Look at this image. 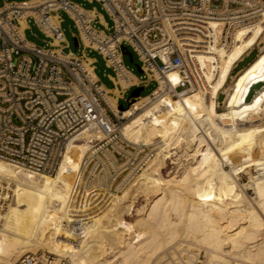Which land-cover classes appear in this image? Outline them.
<instances>
[{"label":"bare ground","instance_id":"bare-ground-1","mask_svg":"<svg viewBox=\"0 0 264 264\" xmlns=\"http://www.w3.org/2000/svg\"><path fill=\"white\" fill-rule=\"evenodd\" d=\"M210 24L213 38L197 64L205 90L171 91L145 106L141 96L121 110L122 134L155 150L132 181L110 190L77 180L99 132L75 135L51 175L0 159V264L29 252L57 264H264V87L244 102L248 84L264 78V52L231 77L224 108H216L233 64L262 41L264 8L228 48L217 46ZM125 73L122 86L137 81ZM166 77L176 83L179 75ZM155 78L157 93L167 80ZM104 98L120 110L114 96Z\"/></svg>","mask_w":264,"mask_h":264},{"label":"built area","instance_id":"built-area-1","mask_svg":"<svg viewBox=\"0 0 264 264\" xmlns=\"http://www.w3.org/2000/svg\"><path fill=\"white\" fill-rule=\"evenodd\" d=\"M87 1L101 5L112 21L111 26L94 7L85 8L75 0H2L0 159L28 171L51 175L75 135L99 132L101 138L92 140L77 180L115 190L119 184L132 181L155 152L152 145L132 142L122 134L126 119L121 110L141 96L147 97L142 103L145 106L163 101L171 91L180 94L205 90L197 64L198 56L207 50L213 38L215 29L210 23L217 24V46L228 48L238 28L258 19L264 0ZM61 12L75 27L72 35L80 53L64 52L69 43L64 36ZM97 21L103 28L95 25ZM30 23L47 39L46 46L25 37ZM122 45L129 46L136 55L142 76L124 64ZM257 49L259 53L264 51V45ZM87 50L100 54L105 67L111 70L107 74L111 88L102 84L94 72L96 59L90 57V61ZM88 67L96 79H92ZM126 70L137 81L124 87L119 77L128 78ZM171 70L179 75L176 83L166 77ZM155 73L167 80L157 93L159 81ZM150 82L156 83L150 92L129 96L127 105L119 108V99H124L129 89L144 88ZM104 94L116 98L118 112L108 105ZM14 264L57 262L43 252L27 253Z\"/></svg>","mask_w":264,"mask_h":264},{"label":"rangeland","instance_id":"rangeland-1","mask_svg":"<svg viewBox=\"0 0 264 264\" xmlns=\"http://www.w3.org/2000/svg\"><path fill=\"white\" fill-rule=\"evenodd\" d=\"M75 1L77 3H79V4H81L85 8L94 7L97 10L98 13L102 14V16H103L105 22L107 23V25L111 26L112 21H111L110 17L106 14V12L102 9L101 5L98 2H96V1L89 2L87 0H75ZM1 3H2V0H0V4ZM61 16L64 19V21L62 23V27L64 29V36H65L66 40L69 43V45H68L69 48H65L64 52H68L70 50V51L75 52V53H80V49L75 47V45H74V40H73V35L72 34L75 32V27L73 26L72 21L68 18V16L64 12H61ZM95 25L103 28V26L100 25L98 23V21L95 23ZM109 30H111V27L109 28ZM25 37L28 40H31V41L35 42L36 44L46 46L47 39H45L43 34L34 25H32L31 23H30V27L25 30ZM127 48H128L129 51H131V48L129 46H127ZM86 53H87V55L89 57H93V58L96 59L94 72L99 77V79L102 82V84H104L107 88H111L112 87V83L110 82V80L107 77V74H111V70L109 68L105 67V64H104V61H103L101 55L98 54L95 51H92V50H90V51L87 50ZM132 55H133V62H129L127 56H124V64L127 65L128 68L131 69L134 74H136L137 76H142V73H140L135 67V63H138L137 57H136V55L134 53H132ZM253 58H254V53L243 64H241V66L246 64L247 61H251ZM155 85H156L155 82L148 83L147 86L144 87L141 90L140 95L147 94L148 92H150L155 87ZM232 86H233V83L231 81V83H229L228 87L225 89V92L227 94H229V91H230ZM260 87H261L260 84H255L254 85V87L251 89V93H250V95L248 97V100L251 99V97L255 93V90L259 89ZM132 89L133 88L129 89L126 92V94L124 95V99H119L118 104L123 105L124 107L127 105L126 99L130 96V93H131ZM219 98H221V97H219ZM222 109L223 108H220L219 110H222ZM166 163H167L168 166H166L163 169L165 173H166L167 170L170 171L172 169V166H173V165L169 164V159L166 160ZM244 180H246L245 175L242 176L241 181H244ZM61 181H63V179H61ZM250 191L251 190H249L248 193L251 195L252 191L251 192ZM140 203H143L142 198L140 199ZM38 253H40V252H38ZM51 256L53 257V255H51Z\"/></svg>","mask_w":264,"mask_h":264},{"label":"crops","instance_id":"crops-1","mask_svg":"<svg viewBox=\"0 0 264 264\" xmlns=\"http://www.w3.org/2000/svg\"><path fill=\"white\" fill-rule=\"evenodd\" d=\"M261 37H262L261 38L262 41L261 40L258 41V43H259L258 46H256V47L254 46V48L249 49L245 54L242 55V57H240L233 64V66L231 68L232 71H230L231 73H230L229 77L227 78L226 84L231 83V81H232L231 77L233 75L236 76L238 73L245 71L248 68V66L250 65V63H252L260 54H262L264 52V51H261L259 53V51L257 49L260 45H264V31H263ZM253 53H254V58L251 61H247L246 64L241 66V64H243ZM255 84H260L261 87L259 89L255 90V93L253 94V96L251 97L250 100H252L254 98V96L257 94V92L260 91L264 87V78L263 79L254 80V81H252L251 83L248 84L247 91L244 94V102L245 101H250V100H248V97H249V95L251 93V89L254 87ZM226 94L227 93L223 89H222V91L220 90L218 92V95H217V102H221L223 104L225 102V100L227 99L226 97H228V96H226ZM219 97H221V98H219ZM221 103H219V104H221ZM221 108H224V106L222 105Z\"/></svg>","mask_w":264,"mask_h":264},{"label":"water","instance_id":"water-1","mask_svg":"<svg viewBox=\"0 0 264 264\" xmlns=\"http://www.w3.org/2000/svg\"><path fill=\"white\" fill-rule=\"evenodd\" d=\"M73 40H74V45H75V47H77L78 44H77V40H76V38L73 37ZM121 50H122V54H123L124 56H127L129 62H133V55H132V52L129 51L128 48H127L125 45H122V46H121ZM135 67H136V69H137L140 73L142 72V70H141L140 66L138 65V63H135ZM142 89H143L142 86H138V87L133 88L132 91H131V93H130V97H137V96H139V95H140V92H141ZM119 108L122 109L123 106H122V105H119Z\"/></svg>","mask_w":264,"mask_h":264}]
</instances>
